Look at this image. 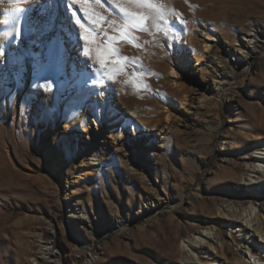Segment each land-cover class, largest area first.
Instances as JSON below:
<instances>
[{
	"label": "rangeland",
	"instance_id": "374dc122",
	"mask_svg": "<svg viewBox=\"0 0 264 264\" xmlns=\"http://www.w3.org/2000/svg\"><path fill=\"white\" fill-rule=\"evenodd\" d=\"M214 1L213 13L201 12L209 23L200 50L172 43L154 72L131 79L143 92L116 88L109 106L90 99L50 139L48 112L34 128V153L17 148L16 171H0V264H181L182 243L206 230L226 244L203 264L241 259L228 214L248 200L241 178L251 155L264 158V0ZM119 109L143 114L125 124ZM260 194L253 204L264 221V187ZM262 247L243 249L242 262L264 258Z\"/></svg>",
	"mask_w": 264,
	"mask_h": 264
},
{
	"label": "bare ground",
	"instance_id": "6f19581e",
	"mask_svg": "<svg viewBox=\"0 0 264 264\" xmlns=\"http://www.w3.org/2000/svg\"><path fill=\"white\" fill-rule=\"evenodd\" d=\"M101 2L103 7L96 4L88 5L89 14L95 12L109 19L119 16L108 0ZM166 2L168 7L174 9L187 22L186 26L179 23L171 25L177 34L176 39L171 42L164 39L163 33L153 29L159 43L153 42V37L148 34L136 33L142 44L144 40L150 43L145 44L143 48L122 44L121 52L128 57H135L137 53L145 57L149 54L150 58H146L149 60V65L139 61L137 65L141 63L142 68L131 65L133 70L125 78L127 83L125 81L121 83L119 80L111 83L107 77H104L103 88L107 93H102V86H98L96 81L98 70H103L94 59L89 60L83 56L81 30L72 15V11H76L81 22L87 26L85 13L81 10L82 6L74 5L70 9L68 0H0V171H16L19 166L14 158L17 148L34 153L36 145L33 144L32 139L38 137L34 128L48 112L53 114V127L47 128L45 134L50 139L65 117L70 119L79 117L90 99H96L98 95L107 97L106 104L109 106L116 88L120 91L127 90L130 94L142 91L138 83L130 85L134 77L133 73L136 74L135 76H140L141 72L147 74L154 72L165 56L163 51L165 45L176 42L183 48L182 53L200 50L197 41L207 29L206 23H209V18H205L204 24L200 23L201 12L205 10L213 13L214 7L217 6L215 1L166 0ZM207 40L216 41L211 36ZM205 49L211 54L214 46L206 44ZM47 84L52 85L51 91H46L42 87ZM171 95L174 99L178 97L174 92ZM116 96L120 101L123 98V94ZM119 110H121L119 116L123 115L126 120L125 124L128 120H133L132 125H135L134 120L143 114L135 110ZM152 116H155L154 113L151 114ZM86 118L95 121L90 111ZM74 127H79L81 133L89 132L88 127L82 126L81 120H76ZM8 137L12 143L7 141ZM43 149L46 151L45 148ZM257 150L261 149L256 148ZM260 153L251 155L252 163L246 166L248 175L244 180L241 178V184L247 188L243 195L245 194L248 200H244L245 203L241 202L237 208L231 207L228 214L231 222L236 224L234 228H237L236 232L242 245L233 253V256H238L239 259L245 255L243 249L253 256L258 246L264 248V221L260 220V211L253 204L255 200L260 199V192L264 187V158ZM261 207L264 210V204H261ZM232 231L234 232V229ZM216 244L223 251L226 243L219 233H213L211 230L198 232L194 238H188L182 243L181 264H203L201 258L208 260L212 258ZM49 251L50 247L42 246L43 259L50 254ZM241 259H234L233 264H244ZM259 261L264 264V258L247 264H258Z\"/></svg>",
	"mask_w": 264,
	"mask_h": 264
},
{
	"label": "snow or ice",
	"instance_id": "6c2138e0",
	"mask_svg": "<svg viewBox=\"0 0 264 264\" xmlns=\"http://www.w3.org/2000/svg\"><path fill=\"white\" fill-rule=\"evenodd\" d=\"M187 2V0H185ZM108 3L119 13L118 17H102L92 12L88 5L96 4L103 7L101 0H68L69 8L74 5L82 6L81 10L85 13L87 26L82 23L77 16L76 11L72 15L76 25L81 30V40L83 41V56L89 60H95L99 64L98 86L105 83L104 77L108 80H115L121 74L129 69L130 65H136L140 68L142 64L137 65L138 57H128L121 52V45L127 43L135 48H143L145 44L150 43L144 40L140 42V37L136 33H145L153 37V42L159 43L155 32L163 33L164 39L171 42L176 39V32L172 28L173 23H179L186 26L184 21L174 9L168 7L166 0H108ZM175 17V19H174ZM19 36V30H17ZM172 47L171 43L165 45ZM180 49H177V53ZM94 54V56H93ZM136 74L133 73V76ZM141 77L147 75L145 72L139 74ZM127 83V81H125ZM46 91L52 90V85H43ZM143 87L148 89V85ZM67 150H71L72 145H65Z\"/></svg>",
	"mask_w": 264,
	"mask_h": 264
}]
</instances>
